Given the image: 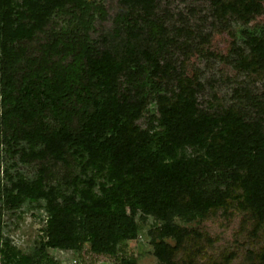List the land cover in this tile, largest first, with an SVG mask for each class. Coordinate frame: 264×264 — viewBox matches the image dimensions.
Here are the masks:
<instances>
[{
	"label": "trees",
	"instance_id": "trees-1",
	"mask_svg": "<svg viewBox=\"0 0 264 264\" xmlns=\"http://www.w3.org/2000/svg\"><path fill=\"white\" fill-rule=\"evenodd\" d=\"M175 1L0 0V264H139L122 247L150 221L157 264H264V92L201 101L187 74L228 32L220 60L264 81V0ZM23 211L45 223L31 252L6 234ZM236 217L227 245L192 227Z\"/></svg>",
	"mask_w": 264,
	"mask_h": 264
},
{
	"label": "rangeland",
	"instance_id": "rangeland-1",
	"mask_svg": "<svg viewBox=\"0 0 264 264\" xmlns=\"http://www.w3.org/2000/svg\"><path fill=\"white\" fill-rule=\"evenodd\" d=\"M193 0H176L175 6L187 11L189 6H193ZM190 4V5H189ZM189 5V6H188ZM199 6L196 8L198 10ZM197 13V12H196ZM200 14L198 13V19ZM264 26V15L251 23L250 28ZM210 28L209 24L206 25ZM241 25H233L234 33L240 34ZM234 37L223 32L216 34L209 45L208 50L212 55L200 56L195 55L191 58L187 74L193 76L199 75L202 81L207 83V89L202 100L214 97L219 100V103H228L233 95V91L246 87L252 91L264 92V81L254 79L239 72L234 65L222 62L220 58L232 56V48L234 45ZM212 88V89H210ZM214 91L211 93V91ZM208 92V93H207ZM211 93V94H209ZM8 226L6 234L13 239L14 244L24 252H31L41 238L42 229L45 223L39 219L35 213L31 211H23L15 216L6 218ZM152 221L145 227L142 237L138 241H133L123 245L121 254L127 256H135L139 264H157L156 258L152 255V246L150 238L147 236L148 230L151 228ZM192 227H202L213 237H218L221 244L227 245L235 240V233L240 228V217H236L231 221H226L223 218L216 220L203 221L199 224H193ZM50 253L64 264H117L115 258L97 257L90 254L87 249L81 252H67L60 250H50Z\"/></svg>",
	"mask_w": 264,
	"mask_h": 264
}]
</instances>
